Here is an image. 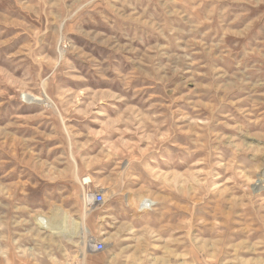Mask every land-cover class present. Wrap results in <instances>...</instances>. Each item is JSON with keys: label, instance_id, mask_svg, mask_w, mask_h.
Returning <instances> with one entry per match:
<instances>
[{"label": "rangeland", "instance_id": "1", "mask_svg": "<svg viewBox=\"0 0 264 264\" xmlns=\"http://www.w3.org/2000/svg\"><path fill=\"white\" fill-rule=\"evenodd\" d=\"M110 202L130 264H264V0H0V264H102Z\"/></svg>", "mask_w": 264, "mask_h": 264}, {"label": "crops", "instance_id": "2", "mask_svg": "<svg viewBox=\"0 0 264 264\" xmlns=\"http://www.w3.org/2000/svg\"><path fill=\"white\" fill-rule=\"evenodd\" d=\"M119 200H117L118 202ZM107 210H109V216L110 219L108 220V226L110 229H113L114 235L112 237L108 238V242L106 245V248L103 254H106L107 259L102 263V264H130L128 261L130 258L138 257L139 252L137 253H131L130 251L126 250V246L128 243L127 241H124L123 238V232L125 230V225L127 224L130 226L131 219L128 216L125 215L126 213V208L122 206L121 202L116 203V202H110L108 203ZM112 217V219H111ZM137 223V222H136ZM134 230H138L136 226H132ZM100 252V253H102ZM98 253V254H100ZM161 257L165 258V261H147L143 264H180L179 261L173 257V255H166L163 252H158V251H152L151 254L146 255V257ZM82 263L89 264V261H84L82 259ZM84 263V264H85ZM184 263H186L184 261ZM187 263L189 264V260H187Z\"/></svg>", "mask_w": 264, "mask_h": 264}, {"label": "built area", "instance_id": "3", "mask_svg": "<svg viewBox=\"0 0 264 264\" xmlns=\"http://www.w3.org/2000/svg\"><path fill=\"white\" fill-rule=\"evenodd\" d=\"M105 203L106 199L101 192L89 190L84 193V204L89 209L93 210L94 207L104 205ZM89 249L94 252H101L105 250V244L102 241H92L89 243Z\"/></svg>", "mask_w": 264, "mask_h": 264}, {"label": "bare ground", "instance_id": "4", "mask_svg": "<svg viewBox=\"0 0 264 264\" xmlns=\"http://www.w3.org/2000/svg\"><path fill=\"white\" fill-rule=\"evenodd\" d=\"M57 228L60 229V227H57ZM79 231H83L81 227H80Z\"/></svg>", "mask_w": 264, "mask_h": 264}]
</instances>
